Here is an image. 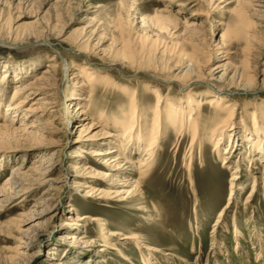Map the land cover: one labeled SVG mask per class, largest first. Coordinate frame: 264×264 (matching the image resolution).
I'll use <instances>...</instances> for the list:
<instances>
[{
	"label": "rangeland",
	"instance_id": "obj_1",
	"mask_svg": "<svg viewBox=\"0 0 264 264\" xmlns=\"http://www.w3.org/2000/svg\"><path fill=\"white\" fill-rule=\"evenodd\" d=\"M237 2L0 0V81L2 84L6 81L4 99L9 103L21 79L29 80L42 74L55 55L59 88L50 91L55 94V103L49 108L58 114L59 119H51L60 131L56 135L46 134L47 141L40 144L33 140L26 142L18 135L16 141L0 147V187L14 177L17 170L33 177L25 181V193L0 207V264H14V261L58 264V259L63 263L84 264L78 260L86 257L70 251L75 243L98 252L97 259L93 257L89 264H146L144 257H155L157 264H264V243H260L258 236L264 235V151L263 155L252 156L254 153H249L248 143L241 141L247 131L245 124L253 128L251 104L264 102V86L253 93L241 91L229 95L240 106V114L235 118L238 119V135L225 139L221 149L215 151L214 143L209 140L211 129L206 126L214 117L209 96L215 92L213 88L224 87V81L218 82L212 76L202 77L213 84V88L199 82L190 93L179 83L168 82L172 73L177 72L170 66L182 53L194 52L196 47L214 54L210 68L222 64L218 50L225 31L236 20L233 9ZM253 3L264 8V0ZM258 30L264 52V22ZM10 31L23 39L7 38ZM84 35L87 36L84 38ZM44 36L50 42L34 41ZM80 40H85L83 45L88 46L86 55L75 50ZM125 42L129 43L132 53L133 50L143 51L124 62L123 54L129 51L122 52ZM243 42L233 38L229 42L230 69L240 66L245 58ZM149 47L158 49L157 54L156 51L150 54ZM35 62L37 66L30 65ZM68 63L99 72V77L78 98L72 97L71 91L73 72L81 68L69 70ZM263 63L264 53L261 66ZM89 77L86 73L76 81H87ZM190 77L188 74L184 79ZM158 93L163 101L158 111L162 119L161 138L150 174L138 191V199H142L126 202L119 201L120 196L90 197V190L74 182L70 168L79 161L74 155L77 148L93 146L88 142L80 146L76 140L78 127L73 118L76 104L88 107V119L84 122L93 118L101 125L97 130L106 125V130L114 133L113 119H123L124 110L130 112L138 107V113L134 114L135 127L140 126L148 140L140 149L123 147V156L130 154L136 162L128 163L126 171H106L110 174L108 181L113 179L112 174H118L123 181H134L138 178V160L145 158V148L150 142L146 131L152 123ZM191 93L202 102L199 117L202 128L193 144L191 131L179 133L178 126L172 123L174 118L167 115L172 107L182 106ZM42 97L41 92L32 95V103L42 102ZM71 100L74 106L69 108ZM261 107L259 111L264 115V106ZM5 108L1 109L0 122L4 120ZM262 114L260 119L264 122ZM67 117L64 128L61 123ZM12 118L10 116V120ZM117 139L119 137L106 136L99 141L100 148L119 144ZM232 139L234 141L230 142ZM239 142L242 146L237 149L235 143ZM51 154H54L53 159L46 166L53 164L50 169L55 167V171L52 176H40L35 166L40 164L42 156ZM254 181L258 187L252 194ZM232 191L234 197L230 200ZM34 211H42V215L26 220ZM104 230L110 238L108 248L100 246L105 243ZM19 251L24 255L18 254ZM51 253L55 254V259L51 258Z\"/></svg>",
	"mask_w": 264,
	"mask_h": 264
},
{
	"label": "bare ground",
	"instance_id": "obj_2",
	"mask_svg": "<svg viewBox=\"0 0 264 264\" xmlns=\"http://www.w3.org/2000/svg\"><path fill=\"white\" fill-rule=\"evenodd\" d=\"M253 1L254 0H238V2L236 3L235 8L233 9V12H235L236 14V20L234 22V25L232 27H229V29L225 31L223 35L222 45L218 50V54H220L218 59L221 60V65L210 68V63L212 59H214V54L207 53L203 50L201 51V49L196 47L194 52L187 54L182 53L180 57L175 61V63L170 66L172 70H177V72L172 73L171 78L168 80V82L179 83V85H182L183 88L189 89L188 93L193 92L192 89L195 88L199 82H205L206 85L210 87L214 86L202 77L212 76V79H216L218 82L224 81L223 83H225V86L222 88L212 87L215 92L213 91V93L210 94L211 96H209L210 105L214 108V117L213 120L208 123L209 125L206 126L207 128L211 129L209 140L210 142L214 143L215 151L221 149L222 143L225 139H228L230 136L233 138L238 135V119L235 118L240 114V106L238 105L237 100H232L229 95L232 96L235 92L241 91H250L251 93H253L260 90V88L264 86V63L262 64L263 68L261 66L262 56L264 52L261 49L262 41H260L259 35L261 31L258 30V27H260V25L264 22V8L261 7V4L260 7H256L257 5H255ZM12 34L13 33H11L10 31L7 38L14 40L23 39V36L21 39L18 33H16L15 36H13ZM38 35L40 36V34ZM85 36L87 35H84V38ZM232 38L237 41L244 40L243 52L245 54V58L240 66L234 67L233 69L231 68V70L230 63L227 62V60L229 59L230 55L228 46ZM34 41L50 42L47 37L45 38V36ZM81 41L82 40H80L79 44L76 45L75 50L86 55L87 53H89V51H86L88 49V46L83 45V42H85V40L82 42ZM129 48V43L125 42L124 50L122 52H124L125 50L129 51L123 54L124 57L122 58V60L124 62L127 61V59L131 60L135 57L136 53H140V51H143L141 49L139 51L133 50L132 53ZM149 49L150 54L154 51H156L157 54L158 49H155L154 47H149ZM162 53L164 54L165 51L163 50ZM161 55L162 54H160V56ZM30 65L37 66L36 62ZM148 65L146 64V66ZM57 67V58L55 55H53L47 69L42 74H39L29 80H27V78L21 79L22 83L18 84L14 88V94L9 103H7L4 99L6 91V81H4L3 84L2 80L0 81V113L1 109H3V107H6L4 120L0 122V147L7 142L16 141L15 139L19 138V136H23V140H25L26 142L32 143L34 141L33 143L40 144V142L42 141H47L48 138L46 134L56 135L60 133L58 126L55 125L54 119H51V117H57L58 114L52 112V110H50L49 108V105H53L55 103V94L50 93V91L59 88V84L56 80ZM74 67L81 68V71L73 72V88L71 91L72 97L78 98L79 95L85 92L86 87L92 85L94 79H97L99 77V72L96 70H92V72H90L91 69H86L87 66H74L73 63H68L69 70L73 69ZM220 72L223 73L215 77V75L219 74ZM231 72L232 75L230 76ZM86 73L90 74V77L87 81H76L78 80V78L84 77ZM188 74L191 77L184 79ZM260 77H262V79H260ZM187 79H189V81H187ZM259 79L263 81L260 82ZM21 81H19V83ZM38 92H41V96H43L42 102L32 103L31 96L35 95ZM22 95L25 96L23 97V99H20ZM157 97L158 99L155 104L156 106L154 108L152 123L150 125V128L147 127L148 125L146 126L148 128V131L145 130L147 132V135H150V142L145 148V158H139L138 160V165H136L137 175L135 174L138 178L134 181H123L122 178H119L120 176H118V174H112L113 179L108 181L110 174H108L106 171H114L115 169H117L116 173L126 171L127 167L125 166H127L128 163L134 164L136 162H134V159L130 154L129 156L127 154L126 156H123L125 154L124 148L129 147L131 149H140L139 147H141V145L146 143V141L148 140L146 134L144 135L143 129H141L140 126L138 127V129L135 127L137 124V118H135L134 114L138 113V107L136 106L135 108H132L130 112L124 110L125 113L123 114V119L118 117L113 119L112 126L116 130V133H114L106 130L108 128L106 125L97 130L96 128L101 127V125H99V122L95 121L93 118L90 121L84 122V119H88L86 118V115L89 114L88 107L84 106V104H76V113H73V118L77 120L76 125L78 127L76 140H78L80 146H82L81 144L84 142H88L93 146L89 147L88 149H82L81 147L77 148L74 151V155L77 156L79 161L77 160L76 162L72 163L70 165V168L74 172V182H78L80 186H83L85 188L84 190H90V192H88V195L90 197L113 199L120 196L121 198L119 199V201L126 202H134L142 199L141 197L140 199H138V197L140 196L138 191L143 187L145 179L150 174V171L153 167L152 161L156 153L157 144L159 143L161 138L160 126L162 123V119L158 111L161 110L160 107L162 106L163 101L162 95H160V93L157 94ZM133 101L134 100H132L131 103ZM201 103V100L198 98L196 99V97L193 96V93H191L189 94V98L187 99V101H183L182 106L172 107L171 111L167 114L169 117L174 118L172 123H174L175 126H178L177 128L179 133L183 134L191 131L192 144L199 138V134L202 128V124L199 118L201 112ZM251 105H253L254 107V110L251 114L253 128L250 129L247 126V123L245 124V128L247 131L245 132L241 141H246L248 143V149L250 151L249 153L251 155L254 153L252 156H254L255 154L257 156V153L263 155L264 122H262V120L260 119V114L262 113H260L259 108H262L261 106H264V102L261 104L254 102ZM68 106L69 108L74 106V104L72 105V100L70 101V103H68ZM128 113H131L130 116ZM10 116L14 118L10 120ZM46 116H49L51 120L42 119ZM15 117H18L17 120ZM57 118L59 119V117ZM68 120L69 117H67L64 122H60L61 124H64V128L66 127ZM17 123H20V125H17ZM108 135L111 137H119V139H117V142H119V144L115 143L114 146L105 149L100 148L101 144L99 143V141H102L103 138ZM233 141V139L230 140V142ZM240 145L242 146L240 142L238 144L235 143L237 149ZM83 153L88 154L89 157L84 156ZM128 153H130V151ZM229 155L225 156V159L229 157ZM53 156L54 154H51L49 156H42L40 164H37L35 166V169L39 171L40 176H52L53 172L55 171V167L53 169H50L53 164L48 167L46 166V163L49 164L50 160L53 159ZM84 157H86V159L88 160H86ZM30 178H33L30 174L28 175L25 172H20V170H17L14 174V177H10L7 183L0 187V207L12 203L13 199H16L20 193H25L27 190L24 184L25 181ZM235 179L236 177H234V180ZM49 181L54 182L55 180L49 179ZM110 187L112 189H110ZM127 187L131 188L128 189ZM257 187L258 184H256V182L254 181L251 189L252 194L257 191ZM125 188L127 189L125 190ZM230 195V200H233L234 192L232 191ZM41 215L42 211H34L33 214L31 213V215H28L26 220L32 221L37 219ZM237 232L240 233L238 229ZM258 236L260 238V243H264V235L260 233ZM102 237L105 243L100 244V246H106L107 248L111 246L108 242V239L110 238L105 233V230L102 232ZM23 243L27 244L26 242ZM70 251H72V253L75 251L76 253L80 254L79 256L86 257V259L88 260H78L81 263L84 262V264H89V262L91 263V259L93 257L97 259L96 257L99 256L98 252L95 249L82 248L81 246H77L76 243L72 245ZM18 254L22 256L24 255V252L19 251ZM51 254L53 255L51 256V258L55 259V254ZM152 258L153 259H147L146 257H144L145 263L157 264V262L155 261L156 258ZM14 262V264H19L16 261ZM58 262V264H70L67 262L63 263L60 259H58Z\"/></svg>",
	"mask_w": 264,
	"mask_h": 264
}]
</instances>
